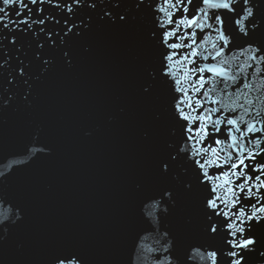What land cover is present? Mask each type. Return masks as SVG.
Returning <instances> with one entry per match:
<instances>
[{
    "label": "water",
    "instance_id": "1",
    "mask_svg": "<svg viewBox=\"0 0 264 264\" xmlns=\"http://www.w3.org/2000/svg\"><path fill=\"white\" fill-rule=\"evenodd\" d=\"M99 11L90 13V30L67 41L71 66L60 51L44 49L45 59L54 58L51 68L34 65L31 89H13L10 106L0 109V223L7 236L0 264H47L65 247L83 251L88 264H159L167 255L160 251L165 232L182 258L200 246L227 250L222 226L218 234L204 230L207 190L185 194L175 179L183 174L179 165L167 177L156 173L174 121L170 110L165 114L170 93L140 91L146 67L159 56L145 42L150 13L133 12L121 24L101 20ZM165 188L176 190L174 204L163 202ZM213 220L222 225L223 217ZM258 235L248 264H264Z\"/></svg>",
    "mask_w": 264,
    "mask_h": 264
},
{
    "label": "snow or ice",
    "instance_id": "2",
    "mask_svg": "<svg viewBox=\"0 0 264 264\" xmlns=\"http://www.w3.org/2000/svg\"><path fill=\"white\" fill-rule=\"evenodd\" d=\"M97 9L101 20L121 24L133 20V12L150 13L145 42L159 56L146 67L140 91L145 97L157 90L170 93L165 114L170 110L174 121L156 173L167 177L175 165L183 168L175 179L185 194L196 187L207 190L205 232L218 234L221 226L226 232V251L200 246L183 258L165 232L160 251L167 255L159 264L182 259L183 264H221L222 256L227 264H248L261 243L258 233L264 235V0H0V109L10 106L13 89L21 84L31 89L34 65L45 72L51 68L54 58L45 59L44 49L60 51L71 66L67 41L90 30V13ZM81 11L88 15L81 17ZM160 196L174 204L177 193L165 188ZM213 217H223L222 225ZM6 244V226L0 223V248ZM16 248L22 253L24 245ZM47 264L88 260L83 251L65 247Z\"/></svg>",
    "mask_w": 264,
    "mask_h": 264
}]
</instances>
